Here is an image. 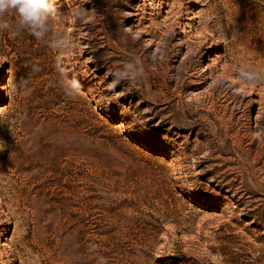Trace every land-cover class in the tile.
Masks as SVG:
<instances>
[{
  "label": "rangeland",
  "instance_id": "374dc122",
  "mask_svg": "<svg viewBox=\"0 0 264 264\" xmlns=\"http://www.w3.org/2000/svg\"><path fill=\"white\" fill-rule=\"evenodd\" d=\"M55 7L0 30V264H264V0Z\"/></svg>",
  "mask_w": 264,
  "mask_h": 264
},
{
  "label": "clouds",
  "instance_id": "9594fccd",
  "mask_svg": "<svg viewBox=\"0 0 264 264\" xmlns=\"http://www.w3.org/2000/svg\"><path fill=\"white\" fill-rule=\"evenodd\" d=\"M56 0H0V30H8L13 37L19 36L22 32H29L37 40H45L51 31V20L57 14L55 7ZM8 15H14L16 18L15 29L5 19ZM65 15L77 19L87 18V13L80 9H69ZM50 46L58 52L71 50L74 47L71 37L67 34H58ZM56 70L60 73V86L69 97H75L81 94L82 85L76 78H69L67 70L63 67V61L57 57ZM131 68L132 65H125ZM33 71H39V68L33 66ZM113 81L111 86L115 87L122 77L118 72H111ZM240 79L247 85H259L264 83V72L253 68L247 64L238 67ZM103 264L102 258H100Z\"/></svg>",
  "mask_w": 264,
  "mask_h": 264
},
{
  "label": "bare ground",
  "instance_id": "6f19581e",
  "mask_svg": "<svg viewBox=\"0 0 264 264\" xmlns=\"http://www.w3.org/2000/svg\"><path fill=\"white\" fill-rule=\"evenodd\" d=\"M173 4V3H172ZM171 8H172V6H171ZM169 9V8H168ZM171 11V10H170ZM169 12V11H168ZM208 50L210 51V55H212L211 54V52L213 53V52H215V51H217L218 50V48L216 47V46H214V44H212V45H210V47H208ZM208 59L209 60H211L209 57H208ZM213 65V63H211V64H208V65H206V67H211ZM5 95H6V86H5V84L4 83H2L1 84V87H0V101L5 97ZM257 101H259V100H257ZM256 101V102H257ZM0 245H4V242H1V244ZM3 264H5L4 262H2Z\"/></svg>",
  "mask_w": 264,
  "mask_h": 264
}]
</instances>
